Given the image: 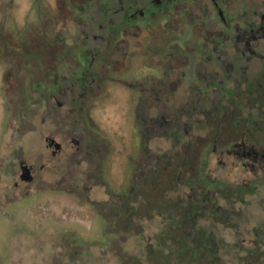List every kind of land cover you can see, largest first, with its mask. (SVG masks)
Wrapping results in <instances>:
<instances>
[{
	"label": "flooded vegetation",
	"instance_id": "1",
	"mask_svg": "<svg viewBox=\"0 0 264 264\" xmlns=\"http://www.w3.org/2000/svg\"><path fill=\"white\" fill-rule=\"evenodd\" d=\"M88 13L85 23L74 24L81 50L70 62L80 69L69 68L74 78L45 90L31 130L43 145L28 151L29 161L21 159L28 170H18L15 157L0 160V196L9 200L65 175L67 184L73 178L78 185L70 184L69 200L85 205L98 224L88 229L96 239L82 241L83 250L73 241L65 249L90 253L93 242L116 253L117 243L143 237L156 219L154 239L143 241L142 249L168 257L188 252L194 260L203 254L200 261L218 264L209 225L233 227V211L264 183V0H95ZM127 126H134L139 159L133 164L130 154V179L121 188L105 173L112 141L123 136L117 130ZM156 138L179 148L153 153L149 140ZM168 153L184 156V164L160 160ZM210 156L246 180L203 175ZM186 168L194 172L186 183L193 196L169 202L161 176ZM198 177L201 193L194 192ZM150 183L161 189L152 207ZM58 231L81 234L69 225ZM259 247L248 249L254 260L243 264H263Z\"/></svg>",
	"mask_w": 264,
	"mask_h": 264
},
{
	"label": "rangeland",
	"instance_id": "2",
	"mask_svg": "<svg viewBox=\"0 0 264 264\" xmlns=\"http://www.w3.org/2000/svg\"><path fill=\"white\" fill-rule=\"evenodd\" d=\"M94 1L0 0V160L15 157L18 170H28L29 164L21 159L29 161L28 151L37 148L38 143L43 145L37 133L31 130L32 124L36 122L34 113L40 104H44L45 90L49 86L65 85L68 78L75 77L71 70L77 72L80 69L70 62H74V57L78 59L81 50L76 35H73L77 32L74 24L85 23L91 17L88 10ZM103 125L108 128L107 122ZM117 133L123 136L112 141L105 178L122 188L130 179L126 168L129 156L132 154L135 164L139 152L134 143V126L118 129ZM149 147L151 152L158 154L170 148H179L171 144L170 140L162 138L150 139ZM188 157L190 164L192 157ZM160 160H173L177 165H182L185 158L168 153L161 156ZM201 166H205L206 170L203 175L210 179L214 177L229 182L246 180L239 178L242 171L222 166L215 156L208 157ZM193 176L194 172L187 168L180 174L161 176L160 181L169 187H165L163 196L170 199L169 202L192 197L186 183ZM71 179L73 184H67V177L59 174L46 180V184H34L32 189H24L10 196L9 200L0 196V264H80L82 260L87 261L85 264H115L117 261L122 264H206L200 261L205 260L206 255L203 258V254L200 260H194L188 252L168 257L169 252L161 254L160 249H142L143 241L154 239L153 234L159 227L156 219L145 226L143 237H129L121 245L117 243L116 253L106 245L96 247L93 242L87 247L90 253L80 252L85 247L80 245L82 241L96 239L88 229L92 230L98 224L91 220L85 205L69 200L72 197L70 184L74 185L73 189L78 186L75 179ZM147 180L153 182L151 177ZM196 180L194 192L201 193L200 177ZM160 190L149 184L151 207L161 196L158 194ZM219 202L225 203L222 197ZM237 207L233 213L238 217V222L236 220L233 227L224 223L209 225L219 244L218 264H243L246 259L252 260L253 251L248 249L258 245L260 251L257 255L264 264V183L259 184L255 193L246 195L245 204ZM68 225L81 230V234L67 237L65 231H58ZM256 228L261 229L260 239L254 242ZM67 241L76 243L78 247L75 249L82 247L80 253L70 247L65 249ZM236 241L240 244L239 248Z\"/></svg>",
	"mask_w": 264,
	"mask_h": 264
}]
</instances>
